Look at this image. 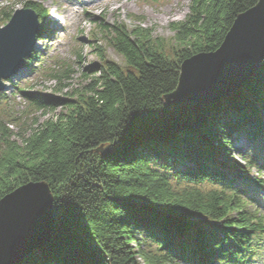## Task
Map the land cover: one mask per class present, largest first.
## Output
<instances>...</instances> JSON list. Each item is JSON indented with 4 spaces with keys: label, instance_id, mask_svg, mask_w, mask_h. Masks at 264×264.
<instances>
[{
    "label": "trees",
    "instance_id": "obj_1",
    "mask_svg": "<svg viewBox=\"0 0 264 264\" xmlns=\"http://www.w3.org/2000/svg\"><path fill=\"white\" fill-rule=\"evenodd\" d=\"M258 1L191 0L186 18L170 24L172 56L148 28L95 21L127 69L96 46L100 63L83 70L89 82L70 98L17 88L28 106L64 109L20 140L0 122V199L42 180L54 196L51 240L18 264H257L264 254V63L210 105L170 107L164 97L177 88L182 62L217 50ZM24 6L47 19L43 4ZM0 15L7 22L13 12ZM47 34L43 24L37 36ZM48 71L59 85L71 72ZM241 135L255 148L244 162L234 154ZM138 234L148 249L135 248Z\"/></svg>",
    "mask_w": 264,
    "mask_h": 264
},
{
    "label": "water",
    "instance_id": "obj_2",
    "mask_svg": "<svg viewBox=\"0 0 264 264\" xmlns=\"http://www.w3.org/2000/svg\"><path fill=\"white\" fill-rule=\"evenodd\" d=\"M39 17L32 8L16 10L0 27V96L8 80L35 52ZM264 63V0L240 13L220 47L181 64L177 88L165 95L170 107L210 105L242 87ZM54 196L45 181H29L0 199V264H18L52 238Z\"/></svg>",
    "mask_w": 264,
    "mask_h": 264
},
{
    "label": "rangeland",
    "instance_id": "obj_3",
    "mask_svg": "<svg viewBox=\"0 0 264 264\" xmlns=\"http://www.w3.org/2000/svg\"><path fill=\"white\" fill-rule=\"evenodd\" d=\"M27 1L41 3L48 9V17L40 21L39 29L46 24L49 34L38 37L35 47L38 57L34 61L27 59V67L6 82L7 89L2 93L5 98H0V122L11 131L14 140H20L19 135L35 127L36 122L64 112L61 107L53 110L28 106L18 87L48 97L70 98L74 89L80 90L89 82L82 76L83 70L100 63L94 49L96 46L102 48L107 60L127 69L124 58L106 43L105 33L99 31L96 23L123 22L129 28H148L158 40L159 50L172 56L175 42L170 24L184 20L191 3V0H0V9L14 13L25 8ZM1 18L0 15V27L8 23L2 22ZM46 68L51 73H63L69 69V79L59 85L55 78L43 74ZM260 140L264 142V136ZM234 148L235 157L243 162V156L255 150L243 135L235 140ZM261 159L264 160V153H261ZM252 174L257 176L256 168L252 169ZM261 175L264 178V173ZM260 195L263 196L264 191ZM137 236L141 242L134 243L135 248L140 244L141 248L148 249L150 244L144 242L145 236ZM257 264H264V256L257 260Z\"/></svg>",
    "mask_w": 264,
    "mask_h": 264
}]
</instances>
